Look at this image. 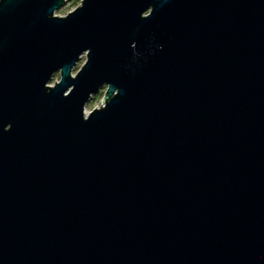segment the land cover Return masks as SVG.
Returning a JSON list of instances; mask_svg holds the SVG:
<instances>
[{"label":"water","instance_id":"95a60500","mask_svg":"<svg viewBox=\"0 0 264 264\" xmlns=\"http://www.w3.org/2000/svg\"><path fill=\"white\" fill-rule=\"evenodd\" d=\"M65 1L0 0V264H264V0Z\"/></svg>","mask_w":264,"mask_h":264},{"label":"rangeland","instance_id":"374dc122","mask_svg":"<svg viewBox=\"0 0 264 264\" xmlns=\"http://www.w3.org/2000/svg\"><path fill=\"white\" fill-rule=\"evenodd\" d=\"M81 0H66L62 8L55 12V15L58 16H65L69 12H72L77 7L80 6ZM85 61V55H82L79 61L77 62L72 74L75 75L76 72L80 69V67L83 65ZM59 81V74H55L52 79L50 80L48 86L53 87L56 82ZM104 92L105 90L102 89L97 95L93 96L90 101L85 106V112L88 114L89 112L93 111L94 109H98L102 107L103 105V99H104Z\"/></svg>","mask_w":264,"mask_h":264}]
</instances>
